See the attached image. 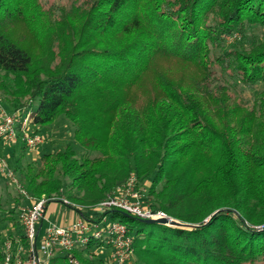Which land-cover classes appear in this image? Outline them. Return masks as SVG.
<instances>
[{
	"label": "trees",
	"instance_id": "obj_1",
	"mask_svg": "<svg viewBox=\"0 0 264 264\" xmlns=\"http://www.w3.org/2000/svg\"><path fill=\"white\" fill-rule=\"evenodd\" d=\"M235 33L248 46H225ZM0 98L31 109L34 126H75L82 154L66 143L14 168L36 197L67 191L90 219L82 207L147 176L151 206L194 225L96 215L122 218L137 261L264 264V0H0ZM102 245L47 264H94Z\"/></svg>",
	"mask_w": 264,
	"mask_h": 264
},
{
	"label": "built area",
	"instance_id": "obj_2",
	"mask_svg": "<svg viewBox=\"0 0 264 264\" xmlns=\"http://www.w3.org/2000/svg\"><path fill=\"white\" fill-rule=\"evenodd\" d=\"M31 114L32 111L29 108L17 110L6 108L0 98V175L8 181L16 195L25 201V204L18 208V221L22 225L26 240L25 245L21 243V240H18L16 245L12 240H6L0 264H47L51 257L59 253L85 249L92 240L103 242V246L109 248L107 264H128L134 256L133 237L121 221L110 220L101 224L104 217L96 221L79 216L64 225L48 221L42 233L39 234V226L49 203L59 201L71 208L80 206L71 202L65 195L36 197L27 191L2 153L1 142L20 143L28 149H33L43 142V135L34 129ZM94 207L101 210L121 209L141 219L165 217L169 221L174 220L163 210L153 208L146 201L139 181L133 174L118 182ZM69 261L80 264L72 255H69Z\"/></svg>",
	"mask_w": 264,
	"mask_h": 264
},
{
	"label": "rangeland",
	"instance_id": "obj_3",
	"mask_svg": "<svg viewBox=\"0 0 264 264\" xmlns=\"http://www.w3.org/2000/svg\"><path fill=\"white\" fill-rule=\"evenodd\" d=\"M72 1L74 0H39V2H42L43 7L49 6L50 4L69 6L72 3ZM261 31L262 28L259 27H253L251 29L245 30V32H247V34L249 35L259 34V32ZM223 43L225 44V46H230L231 44H234L235 46H239L240 44H243L244 46H248L249 40L242 38L240 39L235 33L232 34L231 36L225 37ZM257 87L258 85L255 86V88ZM235 89L238 92V94H242L243 96L246 97L249 96L253 91V87L250 88V87L236 86ZM34 129L43 135V142L37 145L36 147H34L33 149L22 147V145L19 144H6L4 142H1L2 153L7 158V160L9 161V163L13 168H26L27 166H31V165L35 166L39 164L40 157L43 154L62 149L66 143H71L74 146L77 156H79L83 152V149L80 148V146H78L74 140L73 135H74L75 126L63 116L58 117L52 124L45 126H35ZM149 180L150 178L147 176L142 177L139 181V186L141 187L142 191L145 194L146 201H148L151 205V197L148 195ZM70 192L71 194H73V196H75L77 193L76 190L74 189L71 190ZM63 195L68 197V192L64 191ZM69 199L71 200V202H74L73 199L71 198ZM24 204L25 201L23 200V198L16 195L12 186L3 176L0 175V250L4 248V242L6 240H11L10 237L16 238V241L13 242L15 245L17 244V241L20 240L19 236L23 234V228L20 222L18 221V208ZM51 204H52L51 206L53 207L63 205L59 201L52 202ZM71 209H72L71 211L73 212L74 209L73 208ZM90 209L96 210L97 211L96 215L101 214L103 211L101 209L95 208L94 206L82 207V210L83 212L85 211V213L88 212V210ZM125 213L130 214L127 212ZM58 215H60V212ZM96 215L91 216L90 214H88V217L90 216L89 217L90 219L87 220H96V221L100 220L97 219V217H95ZM104 218L105 219L101 221V224H105L106 222L112 219L110 213L106 214ZM115 219L120 221V219L122 218L120 216H117L115 217ZM138 219L139 221L136 219L134 220V222L132 221V225L135 228H144V229L150 228L151 224L141 222L140 221L141 218ZM121 222L124 223L123 221ZM126 223H130V222L126 221ZM166 225L171 226L168 224ZM86 251H87L86 249H82L84 255H86ZM94 252L95 255L91 256L92 260L94 261V264H107L110 253L108 247L102 245L99 248H95ZM128 264H143V263L137 261L136 258L133 256Z\"/></svg>",
	"mask_w": 264,
	"mask_h": 264
},
{
	"label": "crops",
	"instance_id": "obj_4",
	"mask_svg": "<svg viewBox=\"0 0 264 264\" xmlns=\"http://www.w3.org/2000/svg\"><path fill=\"white\" fill-rule=\"evenodd\" d=\"M51 205L52 204L49 203L46 207L44 219L42 220L41 226H39V228H40L39 234L42 233V230L48 221H53V222H56L58 224L64 225L66 223L73 221L74 219L78 218L79 216L80 217L82 216V214L79 213L74 208H73L74 210L72 212L71 211L72 209L69 206L59 205V206L53 207ZM50 207H52V208H50ZM67 209H69V210H67ZM58 211L60 212V215H58L59 214ZM82 213H84L85 215L90 214L91 216H94V215H96L97 211L90 209V210H88V212L85 213V211L83 212V210H82Z\"/></svg>",
	"mask_w": 264,
	"mask_h": 264
},
{
	"label": "water",
	"instance_id": "obj_5",
	"mask_svg": "<svg viewBox=\"0 0 264 264\" xmlns=\"http://www.w3.org/2000/svg\"><path fill=\"white\" fill-rule=\"evenodd\" d=\"M141 222L148 223V224H161V225H171V226H180V227H186V228H191L194 225L193 224H187V223H182L178 220H168L167 218H159V219H140Z\"/></svg>",
	"mask_w": 264,
	"mask_h": 264
}]
</instances>
